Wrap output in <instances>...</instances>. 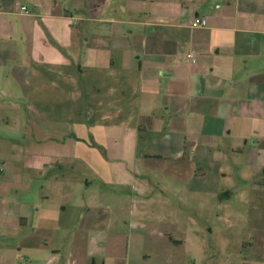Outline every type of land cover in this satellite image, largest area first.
<instances>
[{
  "label": "crops",
  "instance_id": "crops-1",
  "mask_svg": "<svg viewBox=\"0 0 264 264\" xmlns=\"http://www.w3.org/2000/svg\"><path fill=\"white\" fill-rule=\"evenodd\" d=\"M155 206L264 264V0H0V264H116Z\"/></svg>",
  "mask_w": 264,
  "mask_h": 264
},
{
  "label": "rangeland",
  "instance_id": "rangeland-1",
  "mask_svg": "<svg viewBox=\"0 0 264 264\" xmlns=\"http://www.w3.org/2000/svg\"><path fill=\"white\" fill-rule=\"evenodd\" d=\"M113 125L111 120L106 122V126ZM160 176L158 173L152 174L154 179ZM124 194L122 204L129 206L130 200ZM153 210L120 219L129 225L120 227L123 235L120 249L116 247L114 251L118 259L116 264H256L259 260L258 253L237 249L233 241L229 246L223 240L220 241L226 235H212L201 230L193 232L188 226L194 222L193 213L167 215L156 206ZM203 218L204 221L211 220L209 217ZM220 243H223L221 248Z\"/></svg>",
  "mask_w": 264,
  "mask_h": 264
},
{
  "label": "built area",
  "instance_id": "built-area-1",
  "mask_svg": "<svg viewBox=\"0 0 264 264\" xmlns=\"http://www.w3.org/2000/svg\"><path fill=\"white\" fill-rule=\"evenodd\" d=\"M22 11H23L24 13H28V11H27V9H26L25 7H22ZM200 25H201V21L197 20V21L193 24V27H199ZM188 58H189L190 60H192V59H193V55H189Z\"/></svg>",
  "mask_w": 264,
  "mask_h": 264
}]
</instances>
